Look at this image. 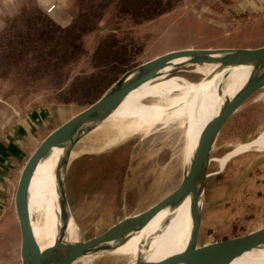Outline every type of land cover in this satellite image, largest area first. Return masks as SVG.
<instances>
[{"label": "rangeland", "instance_id": "1", "mask_svg": "<svg viewBox=\"0 0 264 264\" xmlns=\"http://www.w3.org/2000/svg\"><path fill=\"white\" fill-rule=\"evenodd\" d=\"M260 45L264 0H0V144L19 146L0 183V264H21L14 194L24 164L49 132L88 107L124 72L164 52ZM193 68L176 75L197 82L202 77ZM35 112L40 126L33 136L22 134L24 118ZM263 131L264 88L244 101L215 141L199 245L264 226V148L235 154L222 169L219 165L227 152ZM85 134L73 147L64 182L69 216L82 239L176 188L183 176L179 155L192 144L180 152L182 137L175 126L157 125L143 139L133 135L107 148L103 138L87 140ZM45 164L29 186L33 227V194ZM187 208L184 201L162 214L155 249L167 252L155 261L185 248ZM114 261L103 255L72 264H121Z\"/></svg>", "mask_w": 264, "mask_h": 264}, {"label": "water", "instance_id": "2", "mask_svg": "<svg viewBox=\"0 0 264 264\" xmlns=\"http://www.w3.org/2000/svg\"><path fill=\"white\" fill-rule=\"evenodd\" d=\"M177 59L186 60L178 64L176 70L167 74L181 71L189 65L208 63L225 65L228 69L238 66L250 68L246 84L231 98L225 100L217 115L205 126L181 182L153 205L123 217L91 238L82 239L78 234V240L74 242L54 243L50 248L41 250L34 238L29 213V186L38 162L53 148L64 149L65 154L54 180L60 204L67 205L64 185L65 171L70 161V154L80 136L103 122L132 90L145 82L167 75L158 73V70ZM263 72L264 45L245 48H181L164 52L124 72L98 99L49 132L24 164L14 194L15 213L20 229L21 264H72L80 258L113 251L134 234V229L138 226L148 223L160 211L172 209L189 196L193 205L198 208L195 211L193 234L186 248L180 253L159 261H150L139 256L131 264H229L243 252L263 245L264 226L243 235L202 245L198 243L202 217V195L215 141L224 124L254 91L250 92V88ZM140 245L144 247L148 245L147 248H149L150 240L146 239Z\"/></svg>", "mask_w": 264, "mask_h": 264}, {"label": "bare ground", "instance_id": "3", "mask_svg": "<svg viewBox=\"0 0 264 264\" xmlns=\"http://www.w3.org/2000/svg\"><path fill=\"white\" fill-rule=\"evenodd\" d=\"M185 60L177 59L169 65L161 67L158 73L167 74L176 70V66ZM193 71L201 74L202 78L197 82L176 75L179 72L176 71L135 88L126 95L120 105L103 122L87 132V140L103 138L101 139L103 147L107 148L129 139L133 135H139L143 139L157 125L167 129L175 126V130H179L182 137L180 152L192 143L179 155V164L184 174L190 165L192 153L200 141L205 126L217 115L225 100L231 98L246 84L250 68L238 66L228 69L225 65L208 63L194 65ZM262 88H264V72L250 88V92L254 90L251 95ZM263 148L264 131L227 152L219 160L220 168L222 169L235 154L250 150H262ZM64 154V149L53 148L46 157L38 162L33 173L34 175L46 163L38 177L33 194L34 227L33 208L29 198L31 227L36 244L40 246L41 250L50 248L54 243H69L78 240L77 228L69 216L68 206L60 204L54 180ZM73 156L74 151L70 154L69 159H72ZM184 201L188 205V215L190 216L188 233V238H190L193 234L195 211L198 206L193 205L190 196L181 202ZM167 210L160 211L148 223L134 229V234L130 235L115 250L98 256L109 255L110 258L115 259L114 263L121 264H131L139 256L155 261L158 255L167 252L165 248L155 249L162 214ZM146 239L150 240L149 248H147L148 245L145 247L140 245ZM98 256L86 257L87 262ZM229 264H264V244L243 252Z\"/></svg>", "mask_w": 264, "mask_h": 264}, {"label": "crops", "instance_id": "4", "mask_svg": "<svg viewBox=\"0 0 264 264\" xmlns=\"http://www.w3.org/2000/svg\"><path fill=\"white\" fill-rule=\"evenodd\" d=\"M41 121V115L36 112L29 115V117L24 118L23 122L26 126H21L22 134L27 133L33 136L36 128L40 126ZM12 143L13 142L10 143L9 141H7L6 144H0V183H2L1 181L4 180V174L2 173L7 171L9 165H12V159H14V156L19 151V146H16V144H14L16 142H14L13 144Z\"/></svg>", "mask_w": 264, "mask_h": 264}]
</instances>
